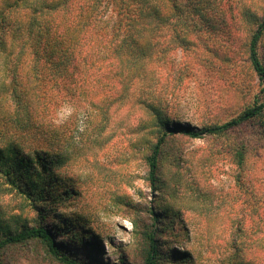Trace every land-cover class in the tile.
<instances>
[{"label": "rangeland", "instance_id": "1", "mask_svg": "<svg viewBox=\"0 0 264 264\" xmlns=\"http://www.w3.org/2000/svg\"><path fill=\"white\" fill-rule=\"evenodd\" d=\"M4 1L0 0V7L11 2ZM218 1L208 16L215 27L204 34L206 41L194 49L169 54L168 76L158 77L166 84L162 109L170 128L174 124L197 129L220 124L236 117L253 98L264 101V93H260L264 86L244 63L243 51L250 29L245 12L260 16L264 2ZM15 21L24 23L25 13H16ZM259 54L264 64V38ZM2 72L0 67V75ZM65 104L57 107L55 115L48 112L44 118L54 123L58 109ZM116 111L114 116L101 113L90 121L76 113L58 126L60 144L51 153L59 152L65 161L47 175L52 184L56 182L51 190H69V199L50 216L47 212L45 218L41 216L42 206L27 196L25 192L30 190L24 184L9 185L0 173V239L22 227L43 225L49 229L52 224L67 223L63 232L68 233L52 235L57 245L78 260L144 264L145 249L137 232L151 224L149 210L165 206L179 213L178 224L158 237L161 253L171 258L166 264H180L187 252L192 253L190 261L195 264H217V249L231 238H237L246 249V261L263 262L264 140L259 120L217 138L189 139L176 134L162 149V188L156 192L145 181L143 162V153L155 137L152 118L132 102ZM80 120L86 125L83 132L78 129ZM39 136L37 142H28L45 147ZM236 148L244 151L242 169L233 158ZM0 264L59 263L41 244L28 242L1 252Z\"/></svg>", "mask_w": 264, "mask_h": 264}, {"label": "trees", "instance_id": "2", "mask_svg": "<svg viewBox=\"0 0 264 264\" xmlns=\"http://www.w3.org/2000/svg\"><path fill=\"white\" fill-rule=\"evenodd\" d=\"M218 4V0H11L2 4L0 173L8 184H24L30 190L25 192L27 196L42 206L44 218L45 212L50 216L59 204L68 202L69 190H51L56 182L52 184L47 173L63 164L65 158L59 152L51 153L60 144L59 127L44 118L48 112L55 115L63 103L73 105L75 114L80 113L86 121L101 113L114 116L126 103L142 107L152 118L156 131L143 153L145 181L156 192L162 188V149L176 134L189 139L217 138L259 120L264 140V101L257 97L236 117L201 129L180 124L170 128V119L162 109L166 84L159 82L158 77L168 76V55L177 49H194L206 41L204 34L215 27L208 16ZM19 11L25 13L22 24L15 21ZM245 15L250 29L243 46L244 63L264 86V64L259 54L264 38V10L260 16L249 12ZM260 93H264V87ZM145 126L148 128L149 122ZM43 131L50 136L40 137ZM38 136L45 147L28 142H37ZM244 157L242 149L234 150L239 169L243 168ZM239 179L238 176L237 183ZM157 210H149L151 224L137 232L145 249L144 264L171 261L161 253L158 237L178 224L179 213L165 206ZM134 225L139 227L136 222ZM66 228L64 223L52 224L49 229L40 225L8 232L5 239H0V253L37 242L59 264H91L57 245L52 232L66 234ZM245 250L237 238H231L217 249V264H264L246 261ZM191 257L192 253L187 252L179 263L190 261ZM177 258L176 255L172 259Z\"/></svg>", "mask_w": 264, "mask_h": 264}, {"label": "clouds", "instance_id": "3", "mask_svg": "<svg viewBox=\"0 0 264 264\" xmlns=\"http://www.w3.org/2000/svg\"><path fill=\"white\" fill-rule=\"evenodd\" d=\"M76 112V109L71 104H65L62 105L58 109L57 116L58 118L54 121V124L58 127L62 122L67 121L69 118H71ZM86 125L84 124L83 120H80L78 129L80 132H83L85 130Z\"/></svg>", "mask_w": 264, "mask_h": 264}]
</instances>
